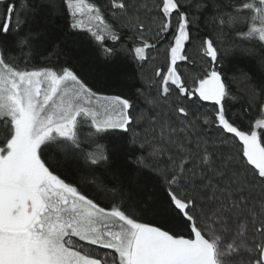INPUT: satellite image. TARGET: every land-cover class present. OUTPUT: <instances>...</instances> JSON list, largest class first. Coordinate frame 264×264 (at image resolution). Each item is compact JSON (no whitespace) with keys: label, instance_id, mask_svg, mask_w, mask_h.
<instances>
[{"label":"snow or ice","instance_id":"1","mask_svg":"<svg viewBox=\"0 0 264 264\" xmlns=\"http://www.w3.org/2000/svg\"><path fill=\"white\" fill-rule=\"evenodd\" d=\"M0 264H264V0H0Z\"/></svg>","mask_w":264,"mask_h":264},{"label":"trees","instance_id":"2","mask_svg":"<svg viewBox=\"0 0 264 264\" xmlns=\"http://www.w3.org/2000/svg\"><path fill=\"white\" fill-rule=\"evenodd\" d=\"M67 51L74 62L83 65L91 75L95 76L99 86L104 91L115 93L124 87V85L117 83L114 78L117 71L124 69L123 62L112 67L103 65L97 59L95 52L83 41L69 44Z\"/></svg>","mask_w":264,"mask_h":264}]
</instances>
